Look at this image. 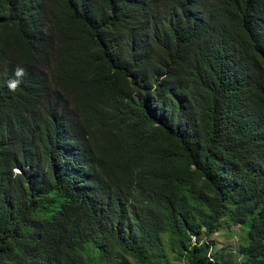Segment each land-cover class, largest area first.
<instances>
[{
	"label": "trees",
	"instance_id": "16d2710c",
	"mask_svg": "<svg viewBox=\"0 0 264 264\" xmlns=\"http://www.w3.org/2000/svg\"><path fill=\"white\" fill-rule=\"evenodd\" d=\"M232 225L264 264V0H0V264H229Z\"/></svg>",
	"mask_w": 264,
	"mask_h": 264
},
{
	"label": "rangeland",
	"instance_id": "374dc122",
	"mask_svg": "<svg viewBox=\"0 0 264 264\" xmlns=\"http://www.w3.org/2000/svg\"><path fill=\"white\" fill-rule=\"evenodd\" d=\"M243 226H246V224ZM241 228H243L242 225L240 228H237L235 225H232L228 229H226L225 227H219L209 236V240H211L213 245L216 247V249H213V251H220L223 255V259H226L229 264H239L237 241L242 233V235H245V228L243 229V231ZM169 264L182 263L171 260Z\"/></svg>",
	"mask_w": 264,
	"mask_h": 264
},
{
	"label": "clouds",
	"instance_id": "9594fccd",
	"mask_svg": "<svg viewBox=\"0 0 264 264\" xmlns=\"http://www.w3.org/2000/svg\"><path fill=\"white\" fill-rule=\"evenodd\" d=\"M23 74H24V70L23 69H17L16 70V76L17 77H20ZM19 83H20L19 79L10 81L8 83L9 90L14 92L16 90V88L19 86Z\"/></svg>",
	"mask_w": 264,
	"mask_h": 264
},
{
	"label": "built area",
	"instance_id": "2783aa9c",
	"mask_svg": "<svg viewBox=\"0 0 264 264\" xmlns=\"http://www.w3.org/2000/svg\"><path fill=\"white\" fill-rule=\"evenodd\" d=\"M193 239V238H192Z\"/></svg>",
	"mask_w": 264,
	"mask_h": 264
}]
</instances>
